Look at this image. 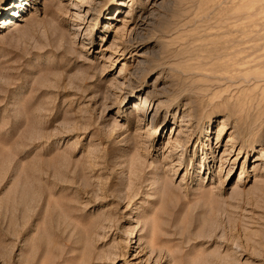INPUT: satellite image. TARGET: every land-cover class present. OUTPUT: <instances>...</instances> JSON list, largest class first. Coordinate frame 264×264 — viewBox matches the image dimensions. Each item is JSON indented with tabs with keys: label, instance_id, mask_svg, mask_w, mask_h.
I'll return each instance as SVG.
<instances>
[{
	"label": "rangeland",
	"instance_id": "rangeland-1",
	"mask_svg": "<svg viewBox=\"0 0 264 264\" xmlns=\"http://www.w3.org/2000/svg\"><path fill=\"white\" fill-rule=\"evenodd\" d=\"M15 15L0 264H264V0H24ZM188 132L186 163L164 162Z\"/></svg>",
	"mask_w": 264,
	"mask_h": 264
},
{
	"label": "bare ground",
	"instance_id": "bare-ground-1",
	"mask_svg": "<svg viewBox=\"0 0 264 264\" xmlns=\"http://www.w3.org/2000/svg\"><path fill=\"white\" fill-rule=\"evenodd\" d=\"M3 1V0H0V2ZM23 2L24 0H7V2L5 4H1L0 5V27L3 28V27H8L7 24L9 23V19L10 17H12L13 15L17 14L18 12V9L23 5ZM122 3L121 1H117L116 5L114 7H118V6H121ZM16 16V15H15ZM145 18V17H144ZM2 20V21H1ZM146 20V18L144 19ZM142 24V23H141ZM111 25V24H110ZM144 27V26H143ZM88 33V32H87ZM137 38V37H136ZM145 53V52H144ZM139 54V53H138ZM142 55V54H140ZM146 55V54H145ZM139 62V61H138ZM141 63V62H140ZM143 64V63H142ZM120 72H122L120 70ZM132 75V74H130ZM132 77V76H131ZM160 94H155V93H151V97H156V96H159ZM146 97V95H145ZM147 99V98H145ZM144 99V100H145ZM162 99V98H161ZM151 100V99H150ZM124 105L126 106L128 103H130V100H128V98H125L124 100ZM145 102V101H144ZM148 102V101H147ZM147 104V103H146ZM135 106V105H134ZM136 107V106H135ZM138 108V107H137ZM183 117V115H182ZM139 118V117H138ZM193 118L192 117H189V115L187 114L186 116H184L181 120V123L183 125H185V123H187L188 121H191ZM181 124V125H182ZM214 127V124H210L209 126H207L204 130H207V133L206 134H209L210 132L213 133L215 128ZM172 128H174V125H172ZM150 130V129H149ZM187 130L186 128H183L182 127V130L181 131H185ZM209 130V131H208ZM173 131V130H172ZM175 131H176V128H175ZM179 133V132H178ZM177 133V134H178ZM151 134V133H150ZM156 136V134H155ZM166 137H167V134H166ZM185 137H186V140H181V139H176L174 141V144L170 145L169 146L174 149V152H171L169 153V155L164 158V162H171L172 161V158H175L177 156V151L181 154L180 156V163L182 164V161L186 163V160L188 158V153L190 152V149L192 148V145H193V142L190 143L191 141V132H188L187 134H185ZM169 142V141H168ZM167 143V142H166ZM168 147V146H167ZM209 147V146H208ZM197 151H195V154H196ZM208 156V155H207ZM206 156V157H207ZM204 161V160H203ZM172 163V162H171ZM206 163V162H205ZM160 164V163H159ZM184 164V163H183ZM169 165V164H168ZM168 165L166 164V166L168 167ZM165 166V167H166ZM175 166V165H174ZM171 168V167H170ZM174 168V167H173ZM173 170V169H172ZM175 171V170H174ZM174 173V172H173ZM175 175V174H174ZM241 178L238 179L239 182L242 181V176L240 175ZM61 179V178H60ZM160 179V178H159ZM64 180V179H63ZM182 181V180H181ZM64 182V181H62ZM183 182V181H182ZM66 184V183H65ZM63 186V185H62ZM169 186V185H168ZM65 189V187H64ZM78 215V214H77ZM83 216V215H82ZM81 216V217H82ZM152 223V222H151ZM155 223V222H154Z\"/></svg>",
	"mask_w": 264,
	"mask_h": 264
}]
</instances>
